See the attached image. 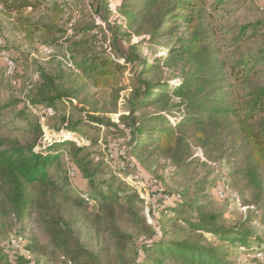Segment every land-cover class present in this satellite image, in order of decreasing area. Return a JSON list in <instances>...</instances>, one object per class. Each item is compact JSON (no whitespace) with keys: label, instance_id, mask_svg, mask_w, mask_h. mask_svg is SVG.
Returning a JSON list of instances; mask_svg holds the SVG:
<instances>
[{"label":"trees","instance_id":"1","mask_svg":"<svg viewBox=\"0 0 264 264\" xmlns=\"http://www.w3.org/2000/svg\"><path fill=\"white\" fill-rule=\"evenodd\" d=\"M50 1L54 4L49 6ZM59 1L1 0L0 10L9 17L14 15L27 36L42 31L54 37L62 30L51 24H31L23 15L27 10L45 8L56 19L65 12L56 4ZM96 1L99 7L94 12L99 17L103 12L100 19L113 40H125L132 50L137 44L131 45L130 36L119 26L111 27L105 18L112 11L131 13L130 22L140 18L148 43L177 34L175 43L164 46L151 59L134 51L124 56L92 49L85 41L73 46L76 69L98 89L117 88L127 66L137 65L127 110L132 154L147 152L185 167L194 159V148H219L227 140L238 139L242 153L248 151L252 164L264 168V49L241 55L246 43L264 39V20L220 27L217 14L224 0H119L112 9L102 0ZM96 28L91 27V32ZM225 37L226 42L222 41ZM230 50L234 54H227ZM174 66L180 67L179 74L171 71ZM165 70L171 71L168 77L160 75ZM64 98L51 78L40 73L34 100L25 101L29 106L31 102L37 108H52ZM62 123L55 134H77V125H69L65 118ZM31 134L33 140L27 144L0 136V194L13 214L32 217L31 222L68 264H235L239 254L263 259L264 241L254 236L250 223L264 220V215L228 225L220 213L203 206L160 205L157 238L150 240L152 229L132 186L115 177L95 181L102 164L94 167L75 142L54 136L41 144L45 132L39 125L33 126ZM65 148L71 150L72 162L91 186L92 196L73 194L66 181L52 173L59 158L66 155ZM256 174L249 184L261 190L264 182ZM176 195L180 200L172 202L182 204V196ZM92 205L96 206L95 233L109 241L95 254L82 247L58 216L62 211L87 213ZM260 210H264V202ZM0 264L28 263L7 243L0 245Z\"/></svg>","mask_w":264,"mask_h":264},{"label":"rangeland","instance_id":"2","mask_svg":"<svg viewBox=\"0 0 264 264\" xmlns=\"http://www.w3.org/2000/svg\"><path fill=\"white\" fill-rule=\"evenodd\" d=\"M102 1L112 9L119 0ZM224 2V7L217 14L221 17L218 25L222 28L229 29L264 20V1ZM51 4L54 3L50 1L49 6ZM56 4L63 6L65 10L56 19L45 8L27 10L23 15L31 24H51L62 30V34L54 37L46 36L42 31L34 32L31 37L27 36L20 30L14 15L9 17L0 10V50L13 58L17 68L12 78L7 77L0 59V136L27 144L33 140V126L39 125L45 132L41 144H45L58 135L55 130L62 127V118L67 119L69 125H77V134L73 135V139L79 143L78 147L84 148L82 156L92 160L94 167L102 164L95 181L115 177L122 184L132 186L152 229L150 240L157 238L156 220L159 215L156 210L160 205L181 209L189 204L203 206L214 213H220L228 225H234L245 218L264 215V210H260L264 202V186L261 185L262 189L256 190L249 184L255 173V177L264 182V168H257L252 164L248 151L242 153L238 139L227 140L219 148H194V159H189L190 163L185 167L173 166L166 158L147 152L132 154L128 144L127 127L130 120H127V110L137 65L127 66L117 88L103 89L96 88L92 79L82 75L75 67L73 46L78 42L85 41L92 49L124 56L134 51L142 58L151 59L152 55L162 53L164 46L175 43L177 34L166 40L148 43L140 18L130 22L131 13L112 11L105 18L111 27L119 26L120 31L130 36L131 45L137 44L132 50L125 40H113L107 24H103L100 19L103 18V12L101 17L94 12L99 7L96 0H61ZM93 26H97V33L91 32ZM227 39L225 37L222 41L226 42ZM44 48L50 50V53L44 52ZM245 48L247 49L241 50V55L258 52L264 49V39L246 43ZM233 52L235 51L230 50L227 54H234ZM175 67L171 71L179 74L180 67ZM171 71L165 70L160 75L168 77ZM40 73L51 78L55 88L65 97L64 102L59 101L53 105L55 115L48 119H42L36 113L38 108L32 106L31 102L30 106L27 105L25 101L26 98L34 100ZM12 81H18L19 88H14ZM172 84H176V80H172ZM65 152L66 155L60 157L53 166L52 173L66 181L73 194L92 196L91 186L85 182L72 162L71 150L65 148ZM68 163L78 170L74 180L67 176ZM154 181L158 183L157 187L150 185ZM218 187H224V199L217 196ZM161 193L166 196L180 194L182 204L162 201ZM92 206L93 209L89 208L87 213L62 211L58 212V216L70 226L82 247L95 254L108 246L109 241L107 237L95 233L92 222L96 206ZM149 210L154 214H148ZM31 220L32 217L28 214H13L0 194V245H6L12 238H20L23 245L18 251L20 254L25 250L29 251L35 264H68L64 256L50 246L48 237ZM250 228L256 238L264 241V220H253ZM234 261L235 264H264V256L261 261H257L239 254Z\"/></svg>","mask_w":264,"mask_h":264},{"label":"built area","instance_id":"3","mask_svg":"<svg viewBox=\"0 0 264 264\" xmlns=\"http://www.w3.org/2000/svg\"><path fill=\"white\" fill-rule=\"evenodd\" d=\"M86 1H89V0H86ZM255 2H263L264 0H254ZM0 47H1V42H0ZM44 52L46 53H50V50H48L47 48H44ZM0 59L3 63V66H4V69H5V74L7 77L9 78H12L16 71H17V68H16V64L13 60V58L5 51L3 50H0ZM11 85L14 87V88H19L20 86V83L18 81H12L11 82ZM37 114L42 118V119H48V118H51L54 116V110L52 108H38V110H36ZM59 136H63L65 139L67 140H70L72 142H75L77 146H79V143L77 141H75L73 138V135L72 134H67V133H60L58 134L56 137H59ZM54 137V136H53ZM111 152V151H110ZM110 158H112V155L110 153ZM120 167H122L120 165ZM67 176L70 180H74L77 176V169L75 168V166L73 164H70L68 163V166H67ZM151 186L153 185L154 187H157L158 186V183L156 181L152 182L150 184ZM224 187H218L216 188V192H217V196L220 198V199H224L225 198V193H224V190H223ZM162 194V193H161ZM160 194V195H161ZM163 201H179L180 200V196L179 195H171V196H166V195H161V198ZM9 244L19 250L21 249L22 247V240L20 238H12L11 240H9ZM23 256L25 258V260L27 261L28 264H35V262L33 261V258L30 254L29 251H24L23 252ZM258 258H261V255H257Z\"/></svg>","mask_w":264,"mask_h":264}]
</instances>
